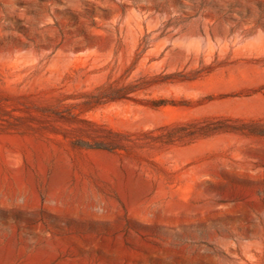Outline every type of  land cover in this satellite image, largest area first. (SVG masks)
Here are the masks:
<instances>
[{"label": "rangeland", "instance_id": "obj_1", "mask_svg": "<svg viewBox=\"0 0 264 264\" xmlns=\"http://www.w3.org/2000/svg\"><path fill=\"white\" fill-rule=\"evenodd\" d=\"M0 264H264V0H0Z\"/></svg>", "mask_w": 264, "mask_h": 264}]
</instances>
